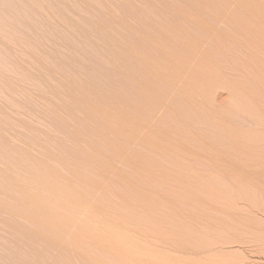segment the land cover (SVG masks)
Instances as JSON below:
<instances>
[{
    "label": "rangeland",
    "instance_id": "374dc122",
    "mask_svg": "<svg viewBox=\"0 0 264 264\" xmlns=\"http://www.w3.org/2000/svg\"><path fill=\"white\" fill-rule=\"evenodd\" d=\"M263 91L264 0H0V264H264Z\"/></svg>",
    "mask_w": 264,
    "mask_h": 264
},
{
    "label": "bare ground",
    "instance_id": "6f19581e",
    "mask_svg": "<svg viewBox=\"0 0 264 264\" xmlns=\"http://www.w3.org/2000/svg\"><path fill=\"white\" fill-rule=\"evenodd\" d=\"M261 92V91H260ZM264 92V91H263ZM257 93V92H256ZM262 93V92H261ZM260 93V94H261ZM257 94H259V92L257 93ZM257 96V95H256ZM255 100H259V102L261 101L260 99H259V97H258V99L257 98H255ZM264 101V100H263ZM255 102H258V101H255ZM255 102L254 101H252V103H253V105H254V109L256 110V112H254L255 110H253V112L255 113V116L257 115V118H259V116L260 115H262L263 114V110L261 109V110H259L260 109V105L259 104H257V105H259L258 107H259V109L257 108V105L255 104ZM242 104H244V103H242ZM260 104H261V102H260ZM246 105V104H245ZM262 105V104H261ZM244 106V105H243ZM256 106V107H255ZM262 107V106H261ZM264 107V106H263ZM258 109V110H257ZM252 111V110H251ZM253 113V114H254ZM264 117V116H263ZM263 117L262 118H260L258 121H261V119H263ZM264 120V119H263ZM257 122V121H256ZM260 123V122H259ZM262 123V122H261ZM260 123V124H261ZM260 124H258V125H260ZM257 125V126H258ZM262 127V126H261ZM211 236V235H210ZM207 248H208V250H212V246H211V244H209L208 246H207Z\"/></svg>",
    "mask_w": 264,
    "mask_h": 264
}]
</instances>
